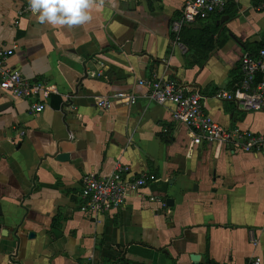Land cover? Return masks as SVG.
<instances>
[{"label":"crops","instance_id":"obj_1","mask_svg":"<svg viewBox=\"0 0 264 264\" xmlns=\"http://www.w3.org/2000/svg\"><path fill=\"white\" fill-rule=\"evenodd\" d=\"M97 3L103 7L89 9L90 22L52 26L20 15L28 0H0V49L15 48L8 66L52 89L46 110L34 116L30 101L0 84V264H83L90 256L106 264H244L251 257L264 264V151L194 146L172 121L171 104L141 97L108 111L96 106V98L117 92L141 95L138 81L153 77L206 97L231 89L242 55L264 42L260 0H229L225 13L207 20L218 32L202 64L171 35L183 0ZM205 108L226 128L264 136V113L213 99ZM119 164L157 180L119 211L97 219L81 212V178L110 176Z\"/></svg>","mask_w":264,"mask_h":264},{"label":"built area","instance_id":"obj_2","mask_svg":"<svg viewBox=\"0 0 264 264\" xmlns=\"http://www.w3.org/2000/svg\"><path fill=\"white\" fill-rule=\"evenodd\" d=\"M182 14L171 24L174 42L182 49L179 33L185 26L206 21L211 17L222 15L229 0H183ZM264 10V0L257 7ZM32 13L25 7L20 15ZM13 49H0V84L14 98L30 101V111L34 116L44 113L47 99L52 89L39 83H31L22 73L8 66ZM100 67L104 64L100 63ZM240 79L231 89L216 91L211 97H206L200 90L191 89L171 79L153 77L140 79L138 86L143 89L141 95L132 92H117L110 96L96 98L98 109L108 111L116 102L122 105H134L139 98H147L160 105L171 104L172 121L187 128L194 146L218 145L242 151L259 154L264 151V136L240 128L229 129L215 122L206 112L205 101L213 99L218 102L233 104L244 113H264V47L257 52H245L240 60ZM89 75L99 77L100 73ZM154 175L142 173L136 175L130 166L117 165L114 173L107 177L86 174L80 181V211L97 219L119 211L127 206L135 196H141L150 182H156ZM250 242L256 246L258 238L254 230L248 232ZM10 264H17L13 259ZM83 264H106L90 256ZM119 264V263H118ZM238 264V263H232ZM244 264H261L259 257H251Z\"/></svg>","mask_w":264,"mask_h":264},{"label":"clouds","instance_id":"obj_3","mask_svg":"<svg viewBox=\"0 0 264 264\" xmlns=\"http://www.w3.org/2000/svg\"><path fill=\"white\" fill-rule=\"evenodd\" d=\"M103 7L93 0H28V7L40 23L52 26L84 25L92 20L89 9Z\"/></svg>","mask_w":264,"mask_h":264},{"label":"trees","instance_id":"obj_4","mask_svg":"<svg viewBox=\"0 0 264 264\" xmlns=\"http://www.w3.org/2000/svg\"><path fill=\"white\" fill-rule=\"evenodd\" d=\"M225 13V12H224ZM178 17L177 19H179ZM176 19V20H177ZM204 22V21H202ZM208 21L206 20L205 23ZM218 32V27L213 23H207L200 29H194L190 26H185L181 29L179 33V42L186 48V53H193L195 57V64H202L208 55L214 50L216 46L215 36ZM174 40V35L171 33ZM227 41V35H225L224 40L218 42V46L222 47ZM264 47V42L261 43L256 49H261ZM157 179V177L154 175ZM162 264L161 260L159 262ZM205 264H215L213 262H206Z\"/></svg>","mask_w":264,"mask_h":264},{"label":"water","instance_id":"obj_5","mask_svg":"<svg viewBox=\"0 0 264 264\" xmlns=\"http://www.w3.org/2000/svg\"><path fill=\"white\" fill-rule=\"evenodd\" d=\"M126 1H135V0H126ZM232 38H234L233 36H232ZM57 160H59V161H67L68 159H69V156H68V154H59V155H57ZM196 188V187H195ZM168 205L169 206H173V204H174V201L172 200V199H168ZM34 235H31V237H33Z\"/></svg>","mask_w":264,"mask_h":264}]
</instances>
